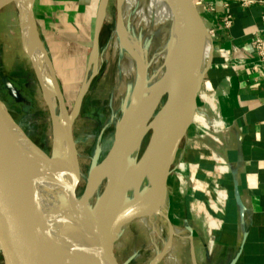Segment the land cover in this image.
I'll use <instances>...</instances> for the list:
<instances>
[{
    "label": "water",
    "instance_id": "95a60500",
    "mask_svg": "<svg viewBox=\"0 0 264 264\" xmlns=\"http://www.w3.org/2000/svg\"><path fill=\"white\" fill-rule=\"evenodd\" d=\"M34 1L0 0V9L9 4L17 8L20 32V20L24 22L28 49L23 48L44 100L46 89L39 73L41 55L51 69L57 102L65 116L64 150L60 148L57 119L47 102L52 129L49 155L30 139L0 99V249L3 264H128L130 259L121 261L115 252L121 228L152 210L166 195L169 176L180 145L193 123L197 95L213 59L211 50L205 67L200 68L203 32L207 26L193 0H165L175 15L173 25L179 31L181 60L177 65L165 63L149 95L146 94L147 66L143 60L139 62L134 99L127 112L120 116L112 143L102 159L100 145L96 143L84 187L78 195L76 188L81 170L72 128L95 75L89 71L93 66L92 57L98 54L108 0L98 1L88 61L70 110L39 32ZM121 26V3L115 0V30H121ZM0 82L11 98L25 101L6 76H2ZM146 135L148 139L141 154L132 158L133 150L136 147L139 150ZM167 138L169 147L164 151L162 145ZM59 155L73 169L68 181L57 177L54 171L53 164H57ZM94 169L99 174L96 185L100 188L104 182L99 202L107 201L105 210L89 202L90 176ZM145 171L150 173V185L143 186L130 198L129 180ZM185 230L190 240L191 263L196 264L191 230L189 227Z\"/></svg>",
    "mask_w": 264,
    "mask_h": 264
},
{
    "label": "crops",
    "instance_id": "0c3cea01",
    "mask_svg": "<svg viewBox=\"0 0 264 264\" xmlns=\"http://www.w3.org/2000/svg\"><path fill=\"white\" fill-rule=\"evenodd\" d=\"M91 1H34L50 58L43 29L58 40L65 27L75 33L92 29L93 35ZM193 1L204 24L216 30L197 105L220 123L209 134L195 122L189 127L168 179V204L174 222L191 230L196 264H264V63L251 47L264 27V0Z\"/></svg>",
    "mask_w": 264,
    "mask_h": 264
},
{
    "label": "rangeland",
    "instance_id": "374dc122",
    "mask_svg": "<svg viewBox=\"0 0 264 264\" xmlns=\"http://www.w3.org/2000/svg\"><path fill=\"white\" fill-rule=\"evenodd\" d=\"M57 1L59 2V0ZM98 1L92 0L89 4L90 8L87 5V9L89 11H93L94 8L96 9ZM56 8L59 9L57 6ZM114 31L115 0H108L105 19L102 23L99 36V53L97 55L100 60L97 63L98 72L96 71L91 80L72 128L74 130L75 145L80 150L78 161L81 170V180L76 188L78 195L84 187L96 143L98 142L100 145V159H102L112 143L117 122L126 107L130 104L134 93L135 76L126 79L123 87L117 90V92L114 90L115 72L118 64V44L115 41ZM205 31L208 47L207 56H209L211 50L213 52V39L209 33V29ZM43 34L50 42V47L53 50L52 65L66 107L70 110L88 61L92 29H88L84 33H75L73 29L65 27L60 40L57 39V35H49V32L45 29H43ZM135 37L143 47H149L152 52L157 51V38L148 41L143 26H139L135 30ZM83 41L85 43L84 47L81 46V42ZM20 44L17 8L13 4H9L0 9V80L2 76H6L12 80L20 89L21 96L23 95L22 97L26 101V104L24 107H21L22 104L10 98L6 90L1 87V82L0 99L5 102L13 119L21 125L30 139L49 155L51 152V124L48 118V106L42 97L29 59L26 57ZM165 63L166 59L158 55L156 63L148 70V76L152 78L154 75L155 79H158L159 73H162L164 70ZM197 111L198 121L197 123L193 122L204 128L203 130H206L207 134L215 131L216 127L219 126V120L205 111L203 114L199 110ZM147 139L148 135L142 139L137 156L141 154ZM103 185L104 182H102L99 192L102 190ZM166 203L168 206V202ZM166 210H168L166 212L169 219L174 223L170 206ZM127 230L122 234L121 238L124 247L121 246L119 249L117 245L115 252L121 261L130 259L128 264H139L145 259L147 253L143 252V245H137L132 241L130 238V228ZM210 240L209 238L208 242ZM175 241L177 242V239ZM177 258L178 261H181L179 264H190L187 242L185 245H178ZM0 264H3L1 249Z\"/></svg>",
    "mask_w": 264,
    "mask_h": 264
},
{
    "label": "bare ground",
    "instance_id": "6f19581e",
    "mask_svg": "<svg viewBox=\"0 0 264 264\" xmlns=\"http://www.w3.org/2000/svg\"><path fill=\"white\" fill-rule=\"evenodd\" d=\"M121 3V30L114 31L115 41L118 44V64L115 72V91L123 87L124 81L130 77H136L138 64L142 60L147 66V70L154 66L157 60V56L160 55L166 59V63L172 62L173 65H177L180 62L179 52H178V42H179V31L173 25L175 20V15L172 8L166 3L165 0H119ZM106 14V12H105ZM105 19V15H104ZM111 19V18H110ZM21 29L20 32V45L24 51L23 46L27 48L28 36L24 29V22L20 20ZM143 26L145 31L146 39L151 41V39L157 38L158 48L157 51L152 52L149 47H143L140 45L138 39L135 37V30ZM208 29V27H207ZM145 39V40H146ZM145 43V42H144ZM99 49V48H98ZM99 51V50H98ZM207 37L206 31L203 32L202 39V52H201V63L200 68L203 69L208 60L207 57ZM99 53V52H98ZM28 58L27 54L25 53ZM39 73L45 87L46 99L48 106L52 110L55 118L58 122V136L60 140V148L62 150L64 147L63 136H64V124L65 116L57 102V90L53 83L52 72L47 64V61L43 55L40 56ZM207 58V60H206ZM100 58L97 54L92 57L91 67L89 73L95 74L97 71V63ZM206 61V62H205ZM55 72V70H54ZM98 72V71H97ZM154 72V71H153ZM159 73V77L161 76ZM156 75V74H155ZM112 77V76H111ZM158 79H155L154 75L147 78V91L146 94L149 95L156 85ZM112 84V83H111ZM128 90V89H127ZM132 91V90H131ZM134 99L135 87L133 91ZM122 105V104H121ZM130 104L126 107L124 113L127 112ZM69 110V109H68ZM42 111V110H41ZM109 112V111H108ZM198 111L195 109L193 115V121L197 123ZM49 118V116H48ZM50 121V118H49ZM51 124V121H50ZM76 125V124H75ZM77 128V127H76ZM107 129V128H106ZM51 130V146H52V129ZM105 130V129H104ZM74 131V130H73ZM76 131V130H75ZM48 139V138H47ZM169 139H165L163 142V150L166 151L169 147ZM138 147H136L131 156L132 158L138 153ZM77 155L80 154L79 148L76 147ZM59 161L54 166V171L57 177L60 179L67 180L71 176L70 164L63 162L64 158L59 155ZM81 160V159H80ZM66 161V158H65ZM84 164V163H83ZM177 164V163H176ZM110 173V171H109ZM112 174V169L110 176ZM99 174L96 169H94L90 176V191H89V202L91 204H96L99 209L105 210L107 206V201L99 202V186H97V179ZM86 180V178H85ZM151 183V176L148 171H145L141 175H137L129 180L128 194L132 198L136 195L140 188L143 186H149ZM166 197L169 195V190L166 192ZM167 200L165 196L163 199L150 211L145 212L134 220L129 222V224L122 226L121 236L118 242V248L120 249L122 245V234L130 228V238L137 245H143V252L147 253L145 259L139 264H179L177 258V247L178 245H185L189 240L188 233L185 232L184 228L178 227L175 223H172L169 219L167 212ZM166 208V209H165ZM172 219V218H171ZM128 231V230H127ZM212 238V237H211ZM177 239V242L175 241ZM179 239V240H178ZM185 241V242H184ZM178 243V244H177ZM209 246L212 244V240L208 243ZM188 245V244H187ZM124 247V246H123ZM126 248V247H125ZM183 249V248H182Z\"/></svg>",
    "mask_w": 264,
    "mask_h": 264
},
{
    "label": "built area",
    "instance_id": "2783aa9c",
    "mask_svg": "<svg viewBox=\"0 0 264 264\" xmlns=\"http://www.w3.org/2000/svg\"><path fill=\"white\" fill-rule=\"evenodd\" d=\"M250 2H253L251 0H244L243 1V4H248ZM262 19L264 20V15L262 16ZM231 24V21L230 19H225L223 21V27L224 28H228ZM209 33L213 39V37L215 36L216 34V30L215 29H212V28H209ZM251 47H252V50L253 52L255 53L256 55V58L257 60L260 62V63H264V27L259 31V33H256L252 39V42H251ZM197 110H199L202 114L204 112V110L201 108V107H197ZM207 133V131H206ZM214 159L217 161V162H222V159L221 157L219 156H214ZM178 165L182 166V164L180 162H178ZM174 170V169H173ZM179 176V175H178Z\"/></svg>",
    "mask_w": 264,
    "mask_h": 264
},
{
    "label": "flooded vegetation",
    "instance_id": "af4514ba",
    "mask_svg": "<svg viewBox=\"0 0 264 264\" xmlns=\"http://www.w3.org/2000/svg\"><path fill=\"white\" fill-rule=\"evenodd\" d=\"M9 96V95H8ZM10 97V96H9ZM11 98V97H10ZM13 99V98H12ZM20 104H22L21 105V107H24L25 106V104H26V101H24V102H19Z\"/></svg>",
    "mask_w": 264,
    "mask_h": 264
},
{
    "label": "trees",
    "instance_id": "16d2710c",
    "mask_svg": "<svg viewBox=\"0 0 264 264\" xmlns=\"http://www.w3.org/2000/svg\"><path fill=\"white\" fill-rule=\"evenodd\" d=\"M91 44V43H90Z\"/></svg>",
    "mask_w": 264,
    "mask_h": 264
}]
</instances>
